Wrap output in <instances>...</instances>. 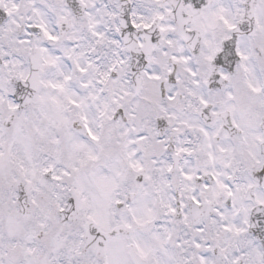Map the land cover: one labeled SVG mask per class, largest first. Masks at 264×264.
Wrapping results in <instances>:
<instances>
[{"label": "snow or ice", "instance_id": "1", "mask_svg": "<svg viewBox=\"0 0 264 264\" xmlns=\"http://www.w3.org/2000/svg\"><path fill=\"white\" fill-rule=\"evenodd\" d=\"M0 264H264V0H0Z\"/></svg>", "mask_w": 264, "mask_h": 264}]
</instances>
